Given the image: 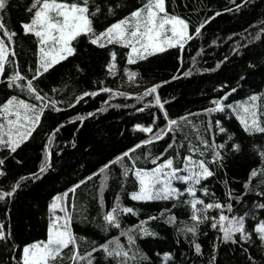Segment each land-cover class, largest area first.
<instances>
[{
  "label": "trees",
  "instance_id": "16d2710c",
  "mask_svg": "<svg viewBox=\"0 0 264 264\" xmlns=\"http://www.w3.org/2000/svg\"><path fill=\"white\" fill-rule=\"evenodd\" d=\"M32 2L8 0L0 12L7 30L16 34L9 43L0 31L15 52L0 77V108L16 97L43 109L35 130L15 152L0 146L4 160L0 169L6 173L0 177V192H11L19 184L11 197L0 200V223L7 237L0 241V264H19L24 246L47 240L50 206L65 192L76 247L86 257L79 264H88L89 259L91 264H264V241L256 231L264 224V133L246 132L231 110L256 96L264 126V0H166L169 14L189 24L193 38L183 48L129 64L128 48L99 47L81 35L73 42V55L36 79L40 46L22 27L32 18L27 10ZM144 2L90 0V12L100 9L90 16L94 31L103 32ZM113 52L116 70L110 72ZM17 72L25 79L10 86ZM129 72L137 75L129 80ZM28 80L44 100L35 99ZM157 85V93L145 95ZM156 95L163 109L156 104ZM214 100L231 107L209 113ZM168 120H177L178 125L156 140ZM136 125L152 127L153 132L140 131ZM150 138L153 143H143ZM221 144L224 147L218 149ZM214 151L222 159L212 162ZM189 155L193 161L205 160L214 173L196 185L195 198L220 203L223 209L207 210L201 215L208 219L197 224L191 218L189 202L194 197L186 191L189 185L178 180L173 185L183 193L179 198L149 202L131 198L140 189L136 170L151 171L168 159L174 168H183ZM46 159L49 166L40 172ZM253 171L258 175L253 177ZM113 208L116 221L110 224L104 217ZM125 208L133 211L126 213ZM220 215L242 218L244 233L225 240ZM194 225L195 233L187 231ZM102 245L128 255L108 256ZM72 251L70 245L55 264H71Z\"/></svg>",
  "mask_w": 264,
  "mask_h": 264
},
{
  "label": "snow or ice",
  "instance_id": "6c2138e0",
  "mask_svg": "<svg viewBox=\"0 0 264 264\" xmlns=\"http://www.w3.org/2000/svg\"><path fill=\"white\" fill-rule=\"evenodd\" d=\"M90 0H33L30 7L27 9L30 13H33L30 22L22 25L25 34H32L38 39L39 43V67L37 69V75L33 79L38 78L39 75L47 72L54 65L60 63L62 60L67 59L69 56L75 53V48L72 46V42L76 41L81 35L88 36L90 43L98 45L99 47H105L107 44H119L122 47L129 48L130 54L127 57L129 64H134L138 59H146L149 55L156 53H162L168 48L177 47L183 48L184 43L193 37L189 35V24L182 18L169 14L166 8V0H145L143 5L132 11L127 17L119 20L118 22L108 26L103 32L96 33L93 29V21L90 16H95L100 11L97 6L95 11L90 12L89 9ZM234 2V0H233ZM8 0H0V12L6 9ZM239 7V6H237ZM111 12L112 9L110 8ZM219 15V13H217ZM204 25L201 24L195 31V35L200 34V29ZM0 31L3 33V37L7 38L10 43L13 37L16 35L14 32H9L3 23L2 17H0ZM170 33V35H169ZM0 37V76L5 71V65L8 63L9 55L15 56V52L10 49L9 44H6L5 39ZM112 61L108 68L110 72L116 70V54L111 53ZM137 74L129 72V80H132ZM11 83H15L18 80L25 79L17 72L11 78ZM28 89L35 93V99L44 100L37 90L33 87L32 80L27 82ZM160 85L153 86L148 89L145 95H152L157 93V88ZM103 91H111V89H103ZM235 91V89H233ZM96 93H85V95H95ZM83 97H81L82 99ZM228 96H224L223 100H227ZM258 97H251V104L240 105L236 109L243 113L241 116V123L244 130L249 133H264V126H261V122L257 117L256 104L254 103ZM156 104L163 109L164 104L161 103L159 95L155 96ZM215 107L207 109L209 113L223 112L226 107L221 100H214L212 102ZM47 105H45L46 107ZM23 110V112L21 111ZM57 111L59 109H56ZM141 111L143 109H140ZM43 109H37V106L25 103L23 100H17L16 97H12L7 100L6 103L0 108V116L6 119V124L0 123V146L7 147L11 152H15L20 147L21 143L27 140L37 126L40 115ZM31 113V115L29 114ZM167 117V113H164ZM14 116L15 119H9L8 117ZM23 121V123H22ZM219 124V121H217ZM178 125L177 120H168L167 129H161L160 134L155 136L156 140L162 139L164 135L172 132ZM136 128L145 133H152V127H144L136 125ZM23 129V131H21ZM224 132L225 129L221 127L219 129ZM58 131V129H57ZM153 139L145 140L144 144L153 143ZM205 148L209 145L206 141L202 142ZM141 145H137L140 147ZM218 149L224 147L223 144L216 146ZM236 150L239 149V145H235ZM135 149H133L134 151ZM193 152L198 149H193ZM129 153H124V156H128ZM203 155V153H201ZM50 157V153H49ZM123 159V157H119ZM222 159L219 151H214L212 162H216ZM183 168H174L173 160L168 159L165 163L159 164L151 171L136 170L135 176L139 181V192L133 193L131 198L137 201H148L153 199H169L179 198L183 193L179 189L172 187V181L178 180L185 184H188L186 191L194 199L189 203L193 209L192 220L197 224L202 222V219H208L205 215L202 218L203 213H206L210 209H223L224 205L220 203H207L202 199H196V185L201 183V180H206L213 176V171L209 169L205 160L193 161L192 156L189 155L185 158ZM116 161H114L115 163ZM156 163V161H153ZM4 164V160L0 159V166ZM49 166V160H45L44 164L40 168V172H44ZM107 167V166H105ZM168 169L169 171H165ZM104 169H101L103 172ZM185 172L186 175H180L179 173ZM6 173L0 169V177H3ZM127 174V173H126ZM253 177L258 173L253 171L251 173ZM90 179V178H89ZM83 183V182H82ZM160 185L161 187H157ZM19 184L14 186L11 192H0V200L6 197H11ZM76 185L71 192L75 193ZM204 194L207 195V189H203ZM68 193L65 192L63 197H67ZM62 197L56 196L54 202L51 204V210L55 212L59 209L61 212H65V217L54 216L53 222L49 228L48 238L46 241L35 242L24 246L22 249V257L19 264H55L59 260H63V252L71 245L73 248L72 254L69 257L71 264H79V261L85 260L86 257L81 256L78 248L76 247V237L70 230V216L67 215V209L61 206ZM197 205H202V208H197ZM264 207V205H261ZM231 211V205L227 206ZM117 209L113 208L104 219L112 224L116 221ZM126 213H131L133 209H123ZM63 219V223L61 220ZM174 219V218H173ZM214 219V218H213ZM228 221L229 226L224 227L221 223V230L224 234L225 240H232L235 233H244L243 219L229 220V217L225 215L219 216V222ZM119 227V224H115ZM216 227L214 223L212 225ZM187 231L195 233L196 225L188 228ZM257 232L264 233V224H261L257 229ZM247 239V236L243 237ZM6 234L4 231V225L0 223V241L6 240ZM264 239V237H262ZM108 256H124L127 257L128 253L124 251L109 250L107 245L101 246ZM196 252H200V245L196 244ZM91 256V253L88 254ZM88 264H91V260H88Z\"/></svg>",
  "mask_w": 264,
  "mask_h": 264
},
{
  "label": "rangeland",
  "instance_id": "374dc122",
  "mask_svg": "<svg viewBox=\"0 0 264 264\" xmlns=\"http://www.w3.org/2000/svg\"><path fill=\"white\" fill-rule=\"evenodd\" d=\"M169 35H170V33H169ZM189 35H190V32H189ZM189 40H187L185 43H184V45L188 42ZM74 42V41H73ZM73 42H72V45H73ZM174 48H179V46H177V47H171V48H168L166 51H164V52H162V53H165V52H167V51H169L170 49H174ZM129 49V48H128ZM162 53H156V54H162ZM129 54H130V49H129ZM156 54H153V55H156ZM149 56H151V55H149ZM70 57V56H69ZM40 58V57H39ZM139 60H143V59H138L137 61H139ZM62 61H64V60H62ZM61 61V62H62ZM57 65V64H56ZM56 65H54V66H56ZM53 66V67H54ZM51 69V68H50ZM1 77V76H0ZM131 84H133V81H131ZM251 103H253L252 101H251V99L250 100H247V101H243V102H239V103H237V104H235V105H233L232 107H231V110L233 111V113L236 115V117H237V119L239 120V122L241 123V116L243 115V113H241V112H239V111H237L236 109L238 108V106H240V105H245V104H251ZM255 104H256V110H257V117H258V119L260 120V117H259V100L257 99L255 102H254ZM22 112H23V110H21ZM30 115H31V113H29ZM9 119H15V117L14 116H11V117H8ZM260 122H261V120H260ZM0 123H3V124H6V119H4V117L3 116H0ZM22 123H23V121H22ZM241 125H242V123H241ZM243 126V125H242ZM261 126H263L262 125V122H261ZM36 128V127H35ZM244 128V127H243ZM21 131H23V129H21ZM29 139V138H28ZM27 139V140H28ZM27 140H25L24 142H26ZM24 142H22L21 143V145L24 143ZM20 145V146H21ZM1 147H3V146H1ZM3 148H6V149H8L7 147H3ZM8 150H10V149H8ZM165 171H169L168 169H165ZM138 180V179H137ZM174 181V180H173ZM173 181H172V187H174V185H173ZM138 183H139V181H138ZM157 187H161L160 185H158ZM175 188V187H174ZM140 190V189H139ZM67 198L66 197H62V201L60 202L61 203V206L62 207H64V208H66L67 209V215L68 216H70V211L68 210V208H67V200H66ZM169 199H171V198H169ZM169 199H153V200H148V201H139V202H149V201H166V200H169ZM135 201H137V200H135ZM65 215H66V213L65 212H61L59 209H57L55 212H53L52 210H51V207H50V219H51V224H52V222H53V218H54V216H60V217H65ZM229 220H232V219H229ZM61 223H63V219L61 220ZM222 224H223V226L224 227H228L229 226V223H228V221H224V222H221ZM221 223H220V226H221ZM70 230H71V217H70ZM259 233V232H258ZM260 234V236H261V238L262 237H264V233H259ZM263 241H264V239H263Z\"/></svg>",
  "mask_w": 264,
  "mask_h": 264
}]
</instances>
